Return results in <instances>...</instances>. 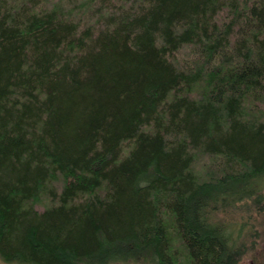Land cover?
Instances as JSON below:
<instances>
[{
  "label": "trees",
  "instance_id": "16d2710c",
  "mask_svg": "<svg viewBox=\"0 0 264 264\" xmlns=\"http://www.w3.org/2000/svg\"><path fill=\"white\" fill-rule=\"evenodd\" d=\"M263 179L264 0H0L3 261L238 264Z\"/></svg>",
  "mask_w": 264,
  "mask_h": 264
},
{
  "label": "rangeland",
  "instance_id": "374dc122",
  "mask_svg": "<svg viewBox=\"0 0 264 264\" xmlns=\"http://www.w3.org/2000/svg\"><path fill=\"white\" fill-rule=\"evenodd\" d=\"M198 156L199 162H197V166L198 168H202L205 164V158H202L201 155ZM262 185H264V179L262 180ZM260 197H263V200L255 203V199ZM241 204L244 207L234 214V218L238 223H244L245 225L242 238L249 246V249L238 264H264V196L259 192V194L253 196V199L244 200ZM177 246L178 245L175 243L173 244L174 249H176ZM0 264L15 263L5 262L0 257ZM121 264L133 263L129 262Z\"/></svg>",
  "mask_w": 264,
  "mask_h": 264
}]
</instances>
